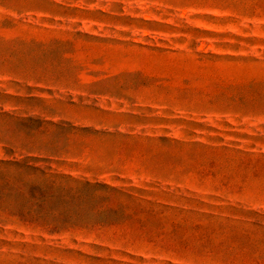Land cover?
I'll list each match as a JSON object with an SVG mask.
<instances>
[{
	"label": "rangeland",
	"instance_id": "rangeland-1",
	"mask_svg": "<svg viewBox=\"0 0 264 264\" xmlns=\"http://www.w3.org/2000/svg\"><path fill=\"white\" fill-rule=\"evenodd\" d=\"M0 264H264V0H0Z\"/></svg>",
	"mask_w": 264,
	"mask_h": 264
},
{
	"label": "trees",
	"instance_id": "trees-1",
	"mask_svg": "<svg viewBox=\"0 0 264 264\" xmlns=\"http://www.w3.org/2000/svg\"><path fill=\"white\" fill-rule=\"evenodd\" d=\"M42 162L48 161L33 158L14 163L21 173L9 184L6 181L3 183L5 187L14 185L13 189H17L18 197L21 199V203L15 209L17 212L13 215L16 216L15 224L50 234L60 233L72 225L73 218L65 215V211L56 214L48 213L50 201L58 198L62 200V203L73 205L74 198L70 197L72 192L70 189L57 188L58 183L50 173L52 169L38 165ZM29 213L34 215L29 216Z\"/></svg>",
	"mask_w": 264,
	"mask_h": 264
}]
</instances>
